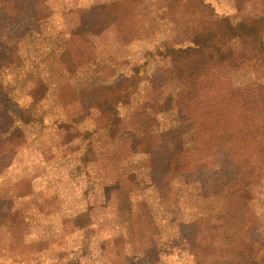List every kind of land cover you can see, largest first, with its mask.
Here are the masks:
<instances>
[{
  "label": "rangeland",
  "instance_id": "obj_1",
  "mask_svg": "<svg viewBox=\"0 0 264 264\" xmlns=\"http://www.w3.org/2000/svg\"><path fill=\"white\" fill-rule=\"evenodd\" d=\"M15 2L0 0V19L21 6ZM256 8L264 0H48L30 13L26 29L0 23L7 47L0 49V264H126L125 246L133 247L132 264H197L200 248L191 250L184 226L211 227L238 206V197L250 206V232L209 231L203 239L215 256L198 262H237L249 234L245 254L252 261L240 260L264 264V132L231 129L197 150L198 141L185 135L192 131L179 132L176 123L179 110L189 114L188 103L174 110L173 91L163 85L172 58L189 78L199 76L196 63L207 58L188 50L195 32L189 19L221 22L226 33L230 26L247 31ZM254 58L219 92L238 90L251 102L254 82L264 85V56ZM107 80L119 91L97 109L82 107L79 92ZM37 88L45 91L42 104L32 97ZM153 89L159 106L150 104L157 109L144 101ZM215 99L223 109L221 93ZM238 111L224 112L226 125L242 123ZM171 125L186 153L171 181L177 201L165 205L150 187L147 158L113 148L128 138L108 141L104 128L144 135Z\"/></svg>",
  "mask_w": 264,
  "mask_h": 264
},
{
  "label": "trees",
  "instance_id": "obj_2",
  "mask_svg": "<svg viewBox=\"0 0 264 264\" xmlns=\"http://www.w3.org/2000/svg\"><path fill=\"white\" fill-rule=\"evenodd\" d=\"M47 1L48 0H16L15 3H19L21 6L12 13H1L2 18L0 19V23L9 21L11 25L18 24L22 27L21 29H26L27 25L33 23L32 19H30L31 14H33L32 11L36 10L40 5L47 3ZM255 11L256 12L252 13V15L249 16L250 18L247 19V22H250V29L247 31H242L238 26H230L228 24L230 27H227L228 32L226 33V30L221 28V22L219 25L214 26L213 21L210 22L203 17H201L200 20L197 19V21H195L196 23H194L193 18L189 19V25L195 27V32L191 36L192 44L188 50L192 52H204L207 56L205 60L201 59L199 63H196L195 70L199 73V76L193 78L187 77L185 68L183 70L177 64L178 61L176 57L172 58L170 61L171 64L167 66L168 77L163 85H169L173 91V96L171 98L172 108L174 110H179L180 108H184V105L188 103L187 109L189 110V114H185L183 111L179 110L178 114L180 120L177 122L175 121L178 123V131L180 132L182 128H189L192 132H186L185 135L188 137V134H191V136L195 138V141H198L197 145L199 148L197 150H203L207 145L215 143L219 136L227 133L228 130L231 129L234 131H246L248 128L252 127V129H257L258 132H264V125H261L264 119L263 84L261 90L259 81L254 82L252 88L254 90L256 85V92L252 96V101L249 103H246L244 96H241V91L238 92L237 90L235 93H228L227 91L224 93L223 91L219 92L220 88H218L224 81L230 82L234 78V74L239 72L242 65H245L250 60L247 59V57H255L252 62L256 63L259 53L264 56V8H256ZM15 12H17V14L13 15ZM211 24L212 30H210ZM92 31V28L88 29L89 33ZM93 33H96V30ZM73 37H76V35H73ZM0 49L7 52L5 43L1 41ZM172 50L175 49L173 48ZM175 51L185 52L182 51L181 48ZM65 55L67 56V54ZM73 59L76 60V57ZM60 60L62 62L64 61L62 58ZM243 61H245V63ZM225 67L227 69H224ZM226 70L227 72H225ZM67 74L71 73L68 72ZM98 80L100 79L98 78ZM99 83L98 86H92V90L90 87H85L83 88L84 90L79 92V103L82 107L88 103L93 105L91 108L97 109L101 105L100 103L113 95V92L119 91L117 90V88H119L117 82L113 83L107 80L99 81ZM90 90L91 92L88 93L87 91ZM49 91V95H51V90L49 89ZM59 91L61 92V89H59ZM215 91H217V94L221 93V98H224L223 109L221 102L219 103L215 99ZM3 93V91H0V101L4 97ZM31 93L32 97H35L38 103H43L42 97L45 93L43 89L40 88L37 91L36 89L31 90ZM239 95L241 96L240 99H243L242 105L237 104L238 106H235V100L238 99ZM86 96H89L91 99ZM8 99L12 102L11 98L6 96L5 100ZM157 100H159V92H156L154 89L144 98V101L147 103L146 106H148L147 108H159L155 107L159 106ZM150 101H155L153 103L155 106L150 104ZM219 104H221V107ZM238 107L239 111L236 114L243 120L242 123L240 122V124H236L232 127L228 126L229 124L226 125V120H223L225 117L224 112L230 114L233 110L237 111ZM13 114V112L8 113L6 109L3 112V115L6 117H12ZM155 116L158 117V115ZM107 128L108 127L105 126L104 130H107L109 137L108 141H111L113 136H115L114 138L120 136L128 138L123 144L119 143L122 139L116 140L118 142H116L113 148L119 147L123 152L126 151L132 155L142 154L147 158L146 162L149 163L147 167L149 171L153 173L150 187L156 196H158L165 205H171L170 201H177L171 181L182 172L184 167L179 157L183 158V153H186V151L183 152L181 149V140L177 141L174 137V135L178 136L177 126L171 125L169 128L163 127L155 131L150 129L144 135L133 134L130 130L126 129ZM5 133L6 132H4V134ZM9 133L10 132H8V134ZM9 137H11V133ZM230 170L236 171L237 169L232 168ZM211 175L210 179L217 175V171ZM211 192L218 194L222 192V190L214 189ZM237 200L239 201L238 206L234 210L227 211V214L222 218L224 220L215 222L211 227L193 229L190 228L192 224H187L185 226L182 224L187 230V235H190L187 244L190 246L191 250L195 251V249L197 250L200 248L196 253L197 258L194 256L197 264H199L198 261H206L207 258L215 256V248L206 243V239H203L204 234L209 231H219L221 234H224L222 231L223 228H230L228 232H231V227L243 229L245 233L250 232V226L246 223V221H250V206H248L247 202H243L244 204L242 205L239 197ZM143 201L144 200H142V202ZM149 210L151 212V210L153 211L154 209L149 208ZM151 229H149V231ZM145 231H147V229H145ZM149 231L147 233H151V231ZM248 236L249 234L243 239L242 244L244 245V249L237 255L239 257L237 262H233L232 264H241L242 261L240 258H247L252 261L250 258L251 254H245L248 243H250L249 240H246ZM127 240L128 239L125 238L123 241L126 242ZM131 249L133 250V247L130 248L129 246H125L124 248V254H122V256L126 264H132ZM220 250H222V248H220ZM148 256H150V253ZM247 264H254V262Z\"/></svg>",
  "mask_w": 264,
  "mask_h": 264
}]
</instances>
